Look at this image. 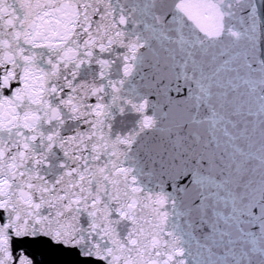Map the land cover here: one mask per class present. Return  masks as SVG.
Wrapping results in <instances>:
<instances>
[{
	"label": "snow or ice",
	"instance_id": "6c2138e0",
	"mask_svg": "<svg viewBox=\"0 0 264 264\" xmlns=\"http://www.w3.org/2000/svg\"><path fill=\"white\" fill-rule=\"evenodd\" d=\"M264 264V0H0V264Z\"/></svg>",
	"mask_w": 264,
	"mask_h": 264
},
{
	"label": "water",
	"instance_id": "95a60500",
	"mask_svg": "<svg viewBox=\"0 0 264 264\" xmlns=\"http://www.w3.org/2000/svg\"><path fill=\"white\" fill-rule=\"evenodd\" d=\"M20 243L21 247L32 253L37 264H64L72 258L51 244L35 241L32 238H25Z\"/></svg>",
	"mask_w": 264,
	"mask_h": 264
}]
</instances>
